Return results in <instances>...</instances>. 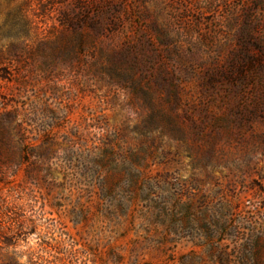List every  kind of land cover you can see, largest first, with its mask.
Here are the masks:
<instances>
[{"label":"rangeland","instance_id":"1","mask_svg":"<svg viewBox=\"0 0 264 264\" xmlns=\"http://www.w3.org/2000/svg\"><path fill=\"white\" fill-rule=\"evenodd\" d=\"M30 17L0 67V264H264V0Z\"/></svg>","mask_w":264,"mask_h":264},{"label":"trees","instance_id":"2","mask_svg":"<svg viewBox=\"0 0 264 264\" xmlns=\"http://www.w3.org/2000/svg\"><path fill=\"white\" fill-rule=\"evenodd\" d=\"M41 1L43 0H0V67L12 64L21 58L13 42L15 36H12L11 32L18 29L17 33L20 34V38L16 41L19 40L22 46L28 35L35 29V23L30 17V10L34 4ZM65 20L68 22V18ZM13 122L14 116L12 114H2L0 118V140L4 144L8 142L10 132L15 130ZM1 243L2 241H0Z\"/></svg>","mask_w":264,"mask_h":264}]
</instances>
